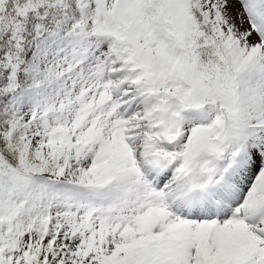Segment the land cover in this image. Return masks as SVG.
<instances>
[{"label":"snow or ice","instance_id":"obj_1","mask_svg":"<svg viewBox=\"0 0 264 264\" xmlns=\"http://www.w3.org/2000/svg\"><path fill=\"white\" fill-rule=\"evenodd\" d=\"M0 264H264V0H0Z\"/></svg>","mask_w":264,"mask_h":264}]
</instances>
